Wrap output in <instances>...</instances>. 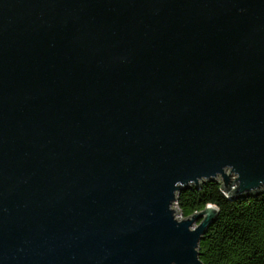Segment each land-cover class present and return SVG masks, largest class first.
<instances>
[{
    "label": "water",
    "instance_id": "water-1",
    "mask_svg": "<svg viewBox=\"0 0 264 264\" xmlns=\"http://www.w3.org/2000/svg\"><path fill=\"white\" fill-rule=\"evenodd\" d=\"M213 179L264 188V0H0V264H204Z\"/></svg>",
    "mask_w": 264,
    "mask_h": 264
},
{
    "label": "trees",
    "instance_id": "trees-1",
    "mask_svg": "<svg viewBox=\"0 0 264 264\" xmlns=\"http://www.w3.org/2000/svg\"><path fill=\"white\" fill-rule=\"evenodd\" d=\"M207 204L218 207L200 244L204 264H264V188L237 199L229 198L218 179L191 185L179 192L177 205L184 217Z\"/></svg>",
    "mask_w": 264,
    "mask_h": 264
},
{
    "label": "rangeland",
    "instance_id": "rangeland-1",
    "mask_svg": "<svg viewBox=\"0 0 264 264\" xmlns=\"http://www.w3.org/2000/svg\"><path fill=\"white\" fill-rule=\"evenodd\" d=\"M179 216H181V214L179 213ZM182 217V216H181ZM196 226V224L194 225V227Z\"/></svg>",
    "mask_w": 264,
    "mask_h": 264
}]
</instances>
